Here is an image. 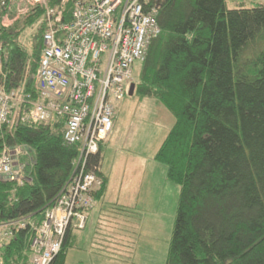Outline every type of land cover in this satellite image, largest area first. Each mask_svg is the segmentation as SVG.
I'll list each match as a JSON object with an SVG mask.
<instances>
[{
    "label": "trees",
    "instance_id": "16d2710c",
    "mask_svg": "<svg viewBox=\"0 0 264 264\" xmlns=\"http://www.w3.org/2000/svg\"><path fill=\"white\" fill-rule=\"evenodd\" d=\"M24 2L0 0V87L9 92L26 82L36 95L45 8L19 15ZM159 3L161 32L149 44L135 94L163 103L175 118L154 157L181 189L166 264H264V4ZM25 118L0 125V156L6 146L20 150L23 180L0 175V233H12L0 250L3 264H29L32 223L43 221L69 183L80 151L65 142L62 119ZM105 142L85 167H97L102 178L94 205L110 181L101 167ZM93 207L84 209L87 222ZM73 231L51 264H67Z\"/></svg>",
    "mask_w": 264,
    "mask_h": 264
},
{
    "label": "built area",
    "instance_id": "2783aa9c",
    "mask_svg": "<svg viewBox=\"0 0 264 264\" xmlns=\"http://www.w3.org/2000/svg\"><path fill=\"white\" fill-rule=\"evenodd\" d=\"M35 2L45 8L36 95L27 91L26 82L9 92L0 87V125L13 127L25 117L39 121L62 119L65 142L80 146L69 183L47 209L43 221L32 223L35 235L31 263L51 264L68 228L86 226L88 215L84 209L93 207V194L102 184L97 167L85 168L87 157L97 154L100 143L111 134L115 101L129 95L135 64L146 59L150 42L161 32L157 18L160 3L62 0L50 6L48 0ZM19 155L18 148L3 149L0 175L22 184ZM20 225L25 227L26 222ZM10 235L9 230L0 233V250Z\"/></svg>",
    "mask_w": 264,
    "mask_h": 264
},
{
    "label": "rangeland",
    "instance_id": "374dc122",
    "mask_svg": "<svg viewBox=\"0 0 264 264\" xmlns=\"http://www.w3.org/2000/svg\"><path fill=\"white\" fill-rule=\"evenodd\" d=\"M23 1L27 5H17L19 15L36 4ZM239 1L247 6L264 4V0L227 3L234 8ZM11 22L4 18L3 24ZM29 35L23 38L27 45ZM141 69L142 63L137 62L135 83ZM115 107L114 127L101 161L110 177L108 190L95 201L88 228L74 229L82 236V247L70 248L67 264H166L181 189L168 180L167 166L154 157L175 118L163 103L135 93L115 101Z\"/></svg>",
    "mask_w": 264,
    "mask_h": 264
},
{
    "label": "crops",
    "instance_id": "0c3cea01",
    "mask_svg": "<svg viewBox=\"0 0 264 264\" xmlns=\"http://www.w3.org/2000/svg\"><path fill=\"white\" fill-rule=\"evenodd\" d=\"M90 218H91V214L89 215V219H88L86 228H88V226L91 224ZM74 237H75L76 246H74L73 248L81 249V247H82V236H77L76 234H74ZM88 248H89V251H91V238L88 239Z\"/></svg>",
    "mask_w": 264,
    "mask_h": 264
},
{
    "label": "water",
    "instance_id": "95a60500",
    "mask_svg": "<svg viewBox=\"0 0 264 264\" xmlns=\"http://www.w3.org/2000/svg\"><path fill=\"white\" fill-rule=\"evenodd\" d=\"M135 90H136V83L133 82V83L131 84V88H130V92H129V94H130V95H133V94L135 93Z\"/></svg>",
    "mask_w": 264,
    "mask_h": 264
}]
</instances>
